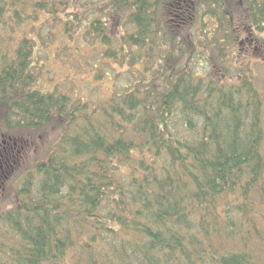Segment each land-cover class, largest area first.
<instances>
[{"label": "trees", "instance_id": "16d2710c", "mask_svg": "<svg viewBox=\"0 0 264 264\" xmlns=\"http://www.w3.org/2000/svg\"><path fill=\"white\" fill-rule=\"evenodd\" d=\"M102 2L0 0V264H264V0ZM41 17L134 78L45 88Z\"/></svg>", "mask_w": 264, "mask_h": 264}, {"label": "rangeland", "instance_id": "374dc122", "mask_svg": "<svg viewBox=\"0 0 264 264\" xmlns=\"http://www.w3.org/2000/svg\"><path fill=\"white\" fill-rule=\"evenodd\" d=\"M77 1L80 2L78 7L80 14L84 11L82 4L86 5V9H92V6L99 8L100 5L104 4L103 0ZM115 14V16L121 15L122 17L120 10ZM109 17L113 20L112 16ZM44 18L41 17L40 20L36 21L35 29H39L38 33L41 35L38 38V48L41 49L39 63H43L42 66L45 70L41 79L45 88L97 102L109 96L115 80L119 85L134 78V76H130L128 66H122L120 63L121 66H119L108 58L101 57V52L107 48L106 46L95 40L87 43L86 39L83 38L82 25L80 27L75 25L73 35L70 37L68 33H64L60 29V26L54 23L55 26L50 25L52 22L40 27ZM205 18L208 20V17ZM120 24L121 28L122 22ZM35 33L33 34L34 37H36ZM197 34L202 35L200 28L197 30ZM45 51L46 53H44ZM255 72L260 79L264 96V67H257ZM58 123L55 121L54 124L49 125L47 130L39 131L33 140L24 144L20 162H28L27 164L30 165L47 154V146L55 141L60 132L57 128ZM12 166L6 168V176L8 173L11 174Z\"/></svg>", "mask_w": 264, "mask_h": 264}]
</instances>
